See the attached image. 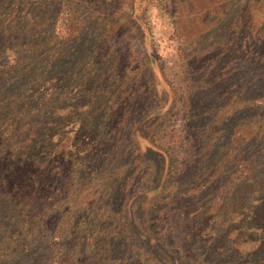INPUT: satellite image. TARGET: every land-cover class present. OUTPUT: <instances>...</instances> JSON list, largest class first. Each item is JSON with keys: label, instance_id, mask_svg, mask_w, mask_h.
<instances>
[{"label": "trees", "instance_id": "obj_1", "mask_svg": "<svg viewBox=\"0 0 264 264\" xmlns=\"http://www.w3.org/2000/svg\"><path fill=\"white\" fill-rule=\"evenodd\" d=\"M134 4L123 10L114 0H0V264H133L132 246H139L147 237L131 227L125 193L117 194L115 206L102 212L88 203L73 209L70 203L78 200L79 190L66 175L72 165V150L54 151L55 135L64 134L69 114H79L81 100L91 88L88 78L95 56H105L101 49L109 39L106 31L100 32L98 19H113L120 9L119 16L125 13L131 22L141 25ZM243 4L248 12L241 21L243 26L250 27L253 8L261 9L262 21L249 33L245 47L251 51L258 43L262 52L264 0H243ZM225 26L229 27L226 20ZM257 30L259 35L254 38ZM112 34L108 33L113 39ZM256 86L261 93L243 95L244 105L253 101L264 109V77ZM244 89L253 90L254 86L246 83ZM82 113L74 125L78 141L73 143V160L80 162L78 184L90 159L98 158L94 148L86 153L82 148L99 140L93 137L96 124L86 119L88 110ZM261 123L263 134L253 139V152H237L229 160L230 167L239 166L242 174L238 193L216 190L207 198L213 207L205 209L202 201H196V192L189 202L195 201L198 207L184 213L168 206L181 199L180 195L159 213L153 212L156 203H152L148 211L154 215L146 221L161 219V225L150 224L154 228L151 238L173 252L175 259L185 262L191 257L193 252L183 244L187 242L197 245L198 253V261L189 264H203L204 255L228 257L224 264H264V117ZM164 158L165 173H179L176 156L167 152ZM207 187L204 183L201 191ZM112 197L108 193L105 203ZM180 230L184 232L178 235ZM222 239L230 243L228 247L223 244L224 249Z\"/></svg>", "mask_w": 264, "mask_h": 264}, {"label": "rangeland", "instance_id": "obj_2", "mask_svg": "<svg viewBox=\"0 0 264 264\" xmlns=\"http://www.w3.org/2000/svg\"><path fill=\"white\" fill-rule=\"evenodd\" d=\"M217 1L114 0L123 10L135 3L141 25L131 22L125 13L119 16L120 9L113 19H98L100 32L106 31L109 39L101 49L105 56H95L88 78L91 88L81 100L79 114L70 113L64 134L55 135V152L72 150V165L66 175L79 190L78 200L70 203L73 209H82L88 203L102 212L115 206L117 194L127 195L131 227L147 236L139 246H132L133 264L196 263L197 245L183 243L193 253L182 262L184 259H175L173 252L151 238L154 228L150 224L160 227L161 219L146 221L154 215L148 210L156 203L153 212L159 213L180 195L181 199L168 206L190 212L199 205L189 202L196 192V201H202V208L207 209L213 207L207 201L211 194L238 193V183L243 185L242 174L239 166L230 167L231 155L253 152V139L263 134L264 109L256 102H243V95L256 97L261 93L256 85L264 77V50L257 48L258 43L252 46V52L245 47L249 33L262 21L261 9H252L248 27L241 24L248 15L243 0L213 4ZM111 31L113 39L108 35ZM254 33V38L258 37L259 31ZM246 83L254 89L245 90ZM86 109L87 121L96 124L93 137L99 140L82 148L85 153L94 148L98 158L90 159L78 184L80 173L76 169L80 162L73 160V143L78 141L74 125ZM99 145L100 149L95 147ZM167 152L176 156V175L165 173ZM133 167L135 172H131ZM204 183L207 190L201 191ZM154 188L158 191H152ZM108 193L113 197L106 204ZM185 201L189 206L184 205ZM222 225L228 227L229 223ZM183 232L180 230L178 235ZM227 242L222 239L221 247H228ZM226 260L229 258L204 255L202 261L224 264Z\"/></svg>", "mask_w": 264, "mask_h": 264}]
</instances>
